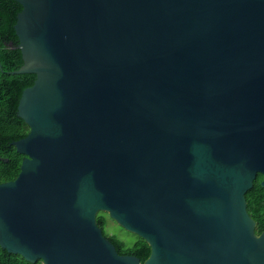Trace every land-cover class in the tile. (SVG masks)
<instances>
[{"label":"water","instance_id":"95a60500","mask_svg":"<svg viewBox=\"0 0 264 264\" xmlns=\"http://www.w3.org/2000/svg\"><path fill=\"white\" fill-rule=\"evenodd\" d=\"M32 73L0 246L42 264H264V0H15ZM8 161L7 158H2ZM107 213L145 240L119 254Z\"/></svg>","mask_w":264,"mask_h":264},{"label":"trees","instance_id":"16d2710c","mask_svg":"<svg viewBox=\"0 0 264 264\" xmlns=\"http://www.w3.org/2000/svg\"><path fill=\"white\" fill-rule=\"evenodd\" d=\"M21 5L15 0H0V183L17 177L24 157L11 143L27 135L29 127L18 116V103L22 91L33 84L32 73L11 74L23 64L22 54L18 48V38L14 24ZM7 158L8 161L2 160ZM262 175L258 174L253 186L246 192L247 210L255 220L256 234L264 231V187L261 186ZM106 213L97 214V223L103 233L106 226ZM105 234V233H104ZM137 236V235H136ZM115 245L119 254L134 255L143 263L149 256L150 247L144 239L137 236L131 245H125L115 235L107 236ZM0 264H42L26 261L18 254L9 253L0 246Z\"/></svg>","mask_w":264,"mask_h":264},{"label":"rangeland","instance_id":"374dc122","mask_svg":"<svg viewBox=\"0 0 264 264\" xmlns=\"http://www.w3.org/2000/svg\"><path fill=\"white\" fill-rule=\"evenodd\" d=\"M106 226L104 233L106 236L115 235L118 239L123 241L125 245H131L137 240L136 234L127 231L120 225H118L113 219L106 213Z\"/></svg>","mask_w":264,"mask_h":264}]
</instances>
